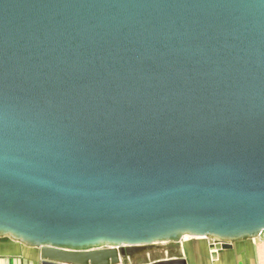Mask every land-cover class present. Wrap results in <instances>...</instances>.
Wrapping results in <instances>:
<instances>
[{
  "label": "water",
  "instance_id": "1",
  "mask_svg": "<svg viewBox=\"0 0 264 264\" xmlns=\"http://www.w3.org/2000/svg\"><path fill=\"white\" fill-rule=\"evenodd\" d=\"M262 231L264 0H0V238L127 264Z\"/></svg>",
  "mask_w": 264,
  "mask_h": 264
},
{
  "label": "crops",
  "instance_id": "2",
  "mask_svg": "<svg viewBox=\"0 0 264 264\" xmlns=\"http://www.w3.org/2000/svg\"><path fill=\"white\" fill-rule=\"evenodd\" d=\"M211 238L183 237L178 242H160L135 262L147 264L164 259H182L185 264H264V237L228 242L229 248L209 249ZM214 253V256H213ZM39 251L7 237L0 238V264H41Z\"/></svg>",
  "mask_w": 264,
  "mask_h": 264
},
{
  "label": "built area",
  "instance_id": "3",
  "mask_svg": "<svg viewBox=\"0 0 264 264\" xmlns=\"http://www.w3.org/2000/svg\"><path fill=\"white\" fill-rule=\"evenodd\" d=\"M264 237V231H262L260 234H259V236L258 237Z\"/></svg>",
  "mask_w": 264,
  "mask_h": 264
}]
</instances>
